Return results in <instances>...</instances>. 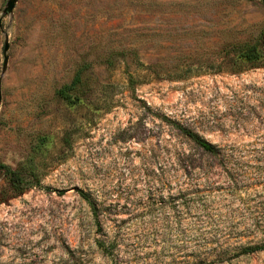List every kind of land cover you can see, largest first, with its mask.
<instances>
[{"label": "rangeland", "instance_id": "374dc122", "mask_svg": "<svg viewBox=\"0 0 264 264\" xmlns=\"http://www.w3.org/2000/svg\"><path fill=\"white\" fill-rule=\"evenodd\" d=\"M6 2L0 264H264V0Z\"/></svg>", "mask_w": 264, "mask_h": 264}, {"label": "trees", "instance_id": "16d2710c", "mask_svg": "<svg viewBox=\"0 0 264 264\" xmlns=\"http://www.w3.org/2000/svg\"><path fill=\"white\" fill-rule=\"evenodd\" d=\"M261 44L264 45V32L261 35ZM239 56H241L245 62H247L246 66H241L240 63H235L237 65L238 71H241L245 68H253V67H259L264 64V55H262V52L257 50L255 47H250L244 50V52L240 53ZM224 62V61H223ZM226 64L230 65V70H233V62H226ZM223 64L220 63L219 68ZM69 87H63L61 88L58 93L63 98H69L67 95V90ZM174 129H176L180 134L185 136L192 144L198 148L203 153L209 154V155H217L219 152V149L214 144L210 143L200 135H198L196 132L190 130L189 128L184 127L183 125L175 122L170 121L169 119H165ZM0 172L6 179V185L3 188H0V203H5L9 199L14 198L22 193H24L27 189L34 187V186H40V183L37 179L33 177H29L28 179L25 177V174L19 169V168H12L7 164L0 163ZM80 196L85 199L89 200L87 195L79 190L78 191ZM101 248L105 251L106 249L102 247ZM258 249H264V244L261 246L251 247L244 249V253H250L254 250Z\"/></svg>", "mask_w": 264, "mask_h": 264}, {"label": "water", "instance_id": "95a60500", "mask_svg": "<svg viewBox=\"0 0 264 264\" xmlns=\"http://www.w3.org/2000/svg\"><path fill=\"white\" fill-rule=\"evenodd\" d=\"M16 1L17 0H7L6 5H5L4 9H3V12L4 13H10L13 10ZM7 48H8V45L6 43L4 45V51H6ZM5 62H6V55H4V63H3L4 65H5ZM0 100H1V94H0Z\"/></svg>", "mask_w": 264, "mask_h": 264}]
</instances>
